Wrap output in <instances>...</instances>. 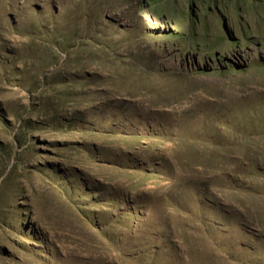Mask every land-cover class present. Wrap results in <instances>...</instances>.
Instances as JSON below:
<instances>
[{
	"label": "rangeland",
	"instance_id": "obj_1",
	"mask_svg": "<svg viewBox=\"0 0 264 264\" xmlns=\"http://www.w3.org/2000/svg\"><path fill=\"white\" fill-rule=\"evenodd\" d=\"M0 264H264V0H0Z\"/></svg>",
	"mask_w": 264,
	"mask_h": 264
},
{
	"label": "bare ground",
	"instance_id": "obj_2",
	"mask_svg": "<svg viewBox=\"0 0 264 264\" xmlns=\"http://www.w3.org/2000/svg\"><path fill=\"white\" fill-rule=\"evenodd\" d=\"M114 252V251H113Z\"/></svg>",
	"mask_w": 264,
	"mask_h": 264
}]
</instances>
